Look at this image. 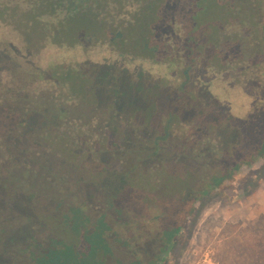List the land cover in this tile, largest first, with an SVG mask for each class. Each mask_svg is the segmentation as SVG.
<instances>
[{
  "label": "trees",
  "instance_id": "trees-1",
  "mask_svg": "<svg viewBox=\"0 0 264 264\" xmlns=\"http://www.w3.org/2000/svg\"><path fill=\"white\" fill-rule=\"evenodd\" d=\"M174 2L187 15L179 18L177 36L168 34L161 41L152 32L137 42L136 49L132 29L151 15V1L0 0V221H10L5 211L14 206L15 199L46 215L42 223L35 214L25 213L27 218H22L52 233L46 246L38 245L36 251L27 248L31 264H161L162 253L178 245L198 199L226 189L264 161V0ZM82 20L106 34L102 37L89 30L92 26L81 24ZM175 45L177 51L170 52L168 60L174 65L177 57V68L184 73L178 88L187 89L191 73L197 72V84L229 109L244 140L227 152L210 141L208 131H199L204 137L195 134L191 138L194 147L188 149V157H203L205 152H197V148H207L216 156L214 160L228 154L223 163L216 161L217 170L203 176L196 173L198 168L183 163L177 167V178L168 184L161 178L154 183L152 192L158 199L130 206L123 199L131 182L139 178L137 168L146 161L149 164L161 148L156 146L152 155H145V151L120 145L113 124L116 121L107 111L89 109L85 111L91 114H84L80 105L86 94L81 80L93 79L99 70L115 69L134 76L128 67L117 64V53L142 57L123 62H140L134 71L144 79L150 73L144 66H165L160 65L163 59L154 57L169 53ZM206 48L213 54L206 56ZM84 116L92 121L83 122ZM169 126L157 143L168 138ZM68 152L84 153L89 165H97L101 170L96 173L99 185L92 184L84 169L72 165L75 159ZM127 160L131 167L125 165ZM62 166V171L57 170ZM263 171L264 163L257 179L247 184L246 194L259 186ZM195 177L201 183L192 187ZM189 195L193 197L179 208L178 219L164 226L166 209L181 204ZM94 203L102 206L96 210L97 216L93 215L95 210L89 212ZM152 208L157 213L150 221L157 227L150 233L158 230L162 234L159 253L149 261L135 254L129 260L125 252V258L118 257L111 241L118 236L116 227L147 224ZM33 227L22 236L31 234ZM258 228L262 233L257 235L258 249L252 257L254 264H264V218ZM129 242L127 239L124 245L131 247Z\"/></svg>",
  "mask_w": 264,
  "mask_h": 264
},
{
  "label": "rangeland",
  "instance_id": "rangeland-1",
  "mask_svg": "<svg viewBox=\"0 0 264 264\" xmlns=\"http://www.w3.org/2000/svg\"><path fill=\"white\" fill-rule=\"evenodd\" d=\"M148 1H151L152 5L151 15L149 13L145 21L136 24V28L132 29L135 34L136 49L139 45L137 42L140 43L145 36L152 32L157 37L156 39L161 41H164L168 34L177 36L179 18L187 16L185 9L178 7L175 0ZM213 13L214 11L210 12V14ZM81 24L92 26L89 27L91 28L89 30H96V34L102 37L106 34L104 30L96 28V25L91 22L87 23L86 20H82ZM153 44L154 42H150L148 45L153 46ZM173 51L176 53V45L168 51L169 53L160 56V59H163L160 65L165 66L160 68L144 66V69L150 72L145 74L144 79L134 71L141 65L140 62L124 63L123 60H116L119 66L128 67L134 76L115 69L99 70L93 79L87 77L81 80L82 89L86 94L83 96L85 97L83 101L80 100L84 114L89 116L92 111H85L89 109L107 111L116 121L113 124L117 129L116 136H118L120 145H124L129 150L145 151V155H148V152L153 153L156 146L161 148L159 155L154 156L151 153L152 159L149 164L146 161L144 164L142 163L140 167L142 169L137 168V174H140L139 178L131 182L127 195L123 199L130 206L132 204L138 206L158 199L152 192L154 183H159L160 178L166 184L171 182L172 178L177 176V167L183 163H187L188 168H198L196 173L203 176L205 173L211 175L217 170L219 165L215 164L216 161L219 160L220 164L223 163L222 161L228 154L214 160L216 156L211 151H207V148H197V152H205L203 157H188L190 156L188 149L194 147L193 142L190 141L191 138L195 134L204 137L199 131H208L210 141L220 145L227 152L231 145L239 147L244 140L242 133L240 134L238 122L230 114L229 109L197 84V72L191 73L193 78L187 89L180 90L178 88L184 81V73L181 67L177 68V57L174 60L176 66L168 60L170 52ZM209 54L213 53L206 48L205 55L209 56ZM87 116H84L83 122L92 121L91 117ZM146 117L148 120L144 122ZM94 119V123L98 125L96 123L98 120ZM168 124H170L168 128L170 135L165 141L160 140L157 143L159 137L164 136V129ZM196 138L199 139V136ZM186 140L189 141V144ZM177 152L181 158L177 156ZM68 154L75 159V163L73 159L71 160L72 165H75L77 169H84L92 179V184H100V176L96 173H100L101 170L96 167L97 165H89L85 160L84 153L68 152ZM58 155L68 157L65 153ZM131 155L132 153L128 155V159ZM103 158L106 161L107 158ZM114 159L110 162H114ZM263 163L264 161H261L247 170L242 178L226 189L216 190L199 198L194 209L195 213L189 219L178 245L176 243L174 249L168 252L166 259L161 264H254L252 254L258 249L257 235L262 233L258 226L264 218V176L259 179L260 184L256 189L250 188L248 194L245 193V189L252 179H257V173ZM131 164L128 163V160L125 163L126 166L128 165L127 167H131ZM203 167H207V169H203ZM58 168L60 169L57 170H63V166ZM143 173L144 176H142ZM262 173L264 175V171ZM200 183L201 180L195 177L190 185L195 187ZM92 184L89 185L92 186ZM192 197L189 195L187 200L182 201L181 204L178 202V207L177 204L168 207L162 224H168L178 219L179 208L184 207ZM14 202V206H8L5 211V216L10 221H0V264H31L28 258L29 253L26 252L27 248L30 251H36L39 250L38 245L46 246L52 233L51 230L40 228L38 224L22 219L27 218L23 216L25 213L35 214L38 222L42 223L45 221L46 215H42L33 206L24 205L19 199H15ZM156 202L162 203L159 200ZM91 207L89 212L93 213L95 210L93 215L97 216L96 210L102 206L99 203H94ZM163 210L165 211V209ZM156 213L155 208L147 213V224L138 226L135 223L133 225L136 226L132 228L122 227V225L116 227L118 236H113L114 239L112 238L111 241L118 257L125 258L124 252L128 253L129 260H133L132 254L138 256L142 261L156 257L161 248L159 239L162 236L158 230H155L153 235L150 233L152 227H157L156 223L150 221ZM32 226H34L33 232L26 237L22 236L27 232V228L30 233L29 229ZM135 227L140 229L138 228L136 231ZM132 232L135 236L130 237ZM139 234L142 237H139ZM14 236L16 239L12 240ZM127 239H130L131 247L124 245ZM14 241L19 244H15Z\"/></svg>",
  "mask_w": 264,
  "mask_h": 264
},
{
  "label": "flooded vegetation",
  "instance_id": "flooded-vegetation-1",
  "mask_svg": "<svg viewBox=\"0 0 264 264\" xmlns=\"http://www.w3.org/2000/svg\"><path fill=\"white\" fill-rule=\"evenodd\" d=\"M154 58H156L157 60H159L160 59V56H158V57L156 56ZM141 59H142V57H140L139 55H135V54H130V55H128V54H122V53H117L116 54V60H123V61L129 60V61H133V60H141ZM167 255H168V252H163L162 253V255H161L162 261L164 259H166ZM149 260L150 259H147L146 261H149Z\"/></svg>",
  "mask_w": 264,
  "mask_h": 264
}]
</instances>
